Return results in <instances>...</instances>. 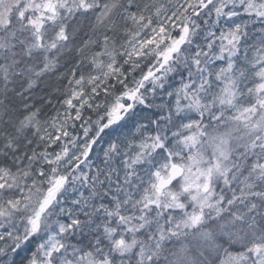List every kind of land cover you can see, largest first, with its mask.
I'll return each mask as SVG.
<instances>
[{
  "label": "snow or ice",
  "instance_id": "obj_1",
  "mask_svg": "<svg viewBox=\"0 0 264 264\" xmlns=\"http://www.w3.org/2000/svg\"><path fill=\"white\" fill-rule=\"evenodd\" d=\"M0 264H264V0H0Z\"/></svg>",
  "mask_w": 264,
  "mask_h": 264
}]
</instances>
